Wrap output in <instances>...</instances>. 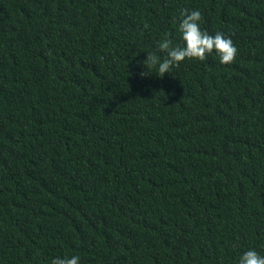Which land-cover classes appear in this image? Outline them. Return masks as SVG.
<instances>
[{
  "label": "trees",
  "instance_id": "16d2710c",
  "mask_svg": "<svg viewBox=\"0 0 264 264\" xmlns=\"http://www.w3.org/2000/svg\"><path fill=\"white\" fill-rule=\"evenodd\" d=\"M184 10L234 62L142 78ZM249 249L264 255V0H0V264Z\"/></svg>",
  "mask_w": 264,
  "mask_h": 264
},
{
  "label": "clouds",
  "instance_id": "9594fccd",
  "mask_svg": "<svg viewBox=\"0 0 264 264\" xmlns=\"http://www.w3.org/2000/svg\"><path fill=\"white\" fill-rule=\"evenodd\" d=\"M178 30L182 43L174 45L168 34H165V37L157 42L155 50L147 53L143 62L147 71L141 72L142 78L154 76L149 68L158 73L155 77L163 78L170 74L172 68L178 67L186 60L203 61L210 55H215L222 66L234 62L238 49L233 40L221 32L209 35L202 30L199 10L182 11ZM160 54H163V57ZM51 264H80V256L56 257L52 259ZM236 264H264V255L255 249H249L237 257Z\"/></svg>",
  "mask_w": 264,
  "mask_h": 264
}]
</instances>
